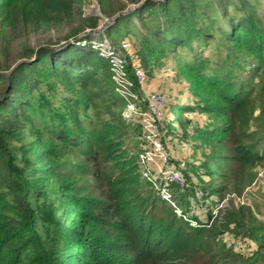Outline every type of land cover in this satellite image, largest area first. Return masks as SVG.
<instances>
[{"label": "trees", "instance_id": "trees-1", "mask_svg": "<svg viewBox=\"0 0 264 264\" xmlns=\"http://www.w3.org/2000/svg\"><path fill=\"white\" fill-rule=\"evenodd\" d=\"M102 1V16H86L83 0H0V264H184L207 253L227 254L217 264H264V226L249 207L226 209L222 223L218 217L202 223L179 207L178 214L140 174L144 129L124 116L134 96L118 93L112 60L121 62L139 102L147 89L141 90L136 70H151L172 55L196 103L174 108L180 127L172 124L171 136L181 128L183 139L210 146L185 167L195 170L212 200L224 199L251 183L253 169L264 164L259 0ZM78 16L81 25L66 39L95 31L103 17L111 20L99 35L87 33L59 48L32 49L26 39L19 43L23 59L11 65L19 34L69 28ZM124 36L134 44L125 39L118 46ZM102 40L113 55L103 54ZM201 46L213 47L219 60L210 62ZM243 62L252 69L239 70ZM248 75L250 83L233 82ZM186 110L206 114L211 123L196 126L181 115ZM195 195L204 208L208 198L202 203ZM226 232L250 239L257 250L250 257L228 253L215 240Z\"/></svg>", "mask_w": 264, "mask_h": 264}, {"label": "rangeland", "instance_id": "rangeland-1", "mask_svg": "<svg viewBox=\"0 0 264 264\" xmlns=\"http://www.w3.org/2000/svg\"><path fill=\"white\" fill-rule=\"evenodd\" d=\"M100 1L101 0H83L84 15L102 16L100 10V4H99ZM259 2L261 4L260 16H262V11L264 13V0H259ZM102 5L103 6L105 5L104 0L102 1ZM129 8L131 9L133 7L130 6ZM110 20L111 19L109 18L103 17L102 22L99 24V27L95 31H91L90 28H85L86 29L85 32L82 31L78 35L70 37L69 39L66 38L68 33L71 31V29L79 27L81 25L82 21L79 16L72 26H70L69 28L66 27L62 30H53L52 32H47V33H43V32L33 33V31H30L27 36L25 31L23 35L19 34V37L16 39L13 48V55H12L13 63H11V65L13 64L12 66L14 67L16 66L15 64L17 62L23 59L21 56L23 55L24 49L20 47L19 43L22 41L26 42V39L28 40L32 49H37L39 46H50L54 48H59L60 46L64 45L67 42V40L68 42L69 41L71 42L74 39H79V40L84 39L87 33H89L91 37L94 35H99V32L101 33L103 31V29L106 27L107 23H109ZM125 39L130 40L134 44L133 38L124 36L119 39L117 43L118 46L120 45V43L126 44V42H124ZM94 41H96V39ZM100 43L104 44L103 45L104 47L105 45L110 46L109 42L106 40H102ZM195 44L197 45L198 43ZM199 48H202V46ZM202 50L204 52L203 56L208 58L210 62L215 63L219 60L218 55L215 56V50L213 47H204L202 48ZM195 51H197V49ZM130 53L131 50L130 48H128L127 54L130 55V57H132L133 64L138 68L142 67L140 59L136 57L134 53L133 54ZM223 55L224 53L222 54V56ZM189 56L193 57L194 55L190 53ZM2 58H4V56H1V59ZM118 63H120V61H118ZM256 65L257 63H255L253 67H256ZM244 69H252V65L248 62H243L239 70L243 71ZM141 71L144 74L143 76L145 78L141 83V85H143V88L141 86V90L144 89L146 91L147 89V91L143 94L142 98L139 99V102H136L138 96L134 92V87L128 86L129 85L128 76H125L124 73L122 74L121 73L122 71L116 70L115 82L117 84H124L127 87V88L119 87L120 92L117 91L118 93H120L121 95L130 94L134 96L133 98H131L133 100V102L131 103L135 107L134 110H136V114L132 116V120L136 126L142 127L143 129H144V123H143L144 114L146 112H149V104L150 101L152 100V96H160L163 97L164 99V103L160 110V115L157 113L152 116L157 118V120L159 121V126L161 130L160 138L164 141L165 149L170 158L169 161L165 164L159 163L157 165H151L149 169L152 175L154 176V181L150 182L147 179L145 180L152 184V186L155 188L156 191L159 192L162 198L163 196H167L171 198L170 199L171 201L168 202L171 205L174 204L176 206V209L177 207H179L178 209L179 210L181 209L184 212L185 217L187 218L189 217L195 220L197 218V220L199 219L200 221H202V223L212 224V221L218 217L217 218L218 221L222 223L224 217V211L226 209H229L234 206L235 207L246 206L250 208L253 216L257 220V224L264 226V164H261L259 167L253 169V174H254L253 181L251 183H247L240 186L239 192L237 191L227 194L224 199H221V197L218 195L216 196V198H214V200H212V197H210L211 195H208V193L210 192H208L207 190L206 192L204 190L206 189L207 185H203L200 182V178L195 174V170L193 168L186 169L187 167L186 164L194 163L195 161H198L199 157H202V155L204 156L207 153H209L210 146L207 145L206 147H202L200 146L201 145L200 142L193 143V139L191 140V138L183 139L182 138L183 135H181L182 133L181 128L177 130L179 134L176 137L171 136L173 129L172 126H174V128L176 127V129L180 127V123L177 122V120H174L176 119L177 116L180 115V112L178 111L177 115L171 116V113L173 112L174 108L177 107L181 109L185 106L194 107V104L196 103V99L190 90L191 81L189 82L184 76H182L183 74L181 73V71H179V65L176 66L172 60V55L163 57L161 59V62L159 64H156L153 68H151V70H148L146 72L143 70ZM120 76L122 79L120 78ZM248 79H250V75L245 76L244 78L237 76L236 78L233 79V82L238 84L239 81H243V83H248L249 82ZM1 86L2 85H0V93L2 91ZM144 100L148 101L147 110H144L145 108V103L143 102ZM258 113L259 110L257 111V114ZM181 115L184 118L193 121L196 124V126L203 127L211 123L209 117L206 114H203L197 110H193V111L186 110ZM168 127L170 128V135H168L166 139L165 135L166 132L168 131ZM194 127L195 126H193V128L192 127L189 128L190 133H193ZM143 133L139 138L140 141L139 148L141 149V144H143V139H144L145 143L143 145V150L145 148L150 150V145L148 142L145 141V136L143 135ZM189 143L190 145H188ZM202 152L205 154H202ZM204 159L202 161H204ZM182 162L185 163L186 167L185 166L180 167L178 165V164L181 165ZM169 169L171 170L177 169L178 172L181 173L183 178V184L181 185L178 184L177 186H175L166 182L165 174ZM199 174L204 181L208 182L210 180V177L208 175L202 174L201 172ZM84 179L89 181L90 177L85 176ZM178 186L179 188H181V190L178 188ZM165 191L168 192V195H165ZM194 193L197 194V198L200 199L202 203L204 202L203 198L205 197L208 198L206 200L207 205L205 204V202L203 203L205 205L204 208L202 206L197 207L198 205L196 204V198H191L194 196L196 197ZM182 194L190 197L189 198L190 202L189 200H187V196L186 197L182 196ZM180 196L184 197V199L183 198L181 199ZM210 212L213 213V217L211 218V220L209 216ZM210 225L209 227H207V229L210 228ZM230 227L233 230L235 229L233 225ZM236 232L241 233L240 230H236ZM215 240L216 242L218 241L219 243H224L225 249L226 251H228V253L233 252L236 255H240L244 257H247V255H249V257L252 256L251 254L257 250L256 243L250 241V239L248 238L234 237V235L231 232H226L222 235H219L215 238ZM213 255H214L213 253H207L205 255L201 254V256H194L187 259V261H185L184 264H217L227 254L217 258H214ZM232 258L236 260L238 259L237 256H232ZM233 264H240V263L236 262Z\"/></svg>", "mask_w": 264, "mask_h": 264}, {"label": "built area", "instance_id": "built-area-1", "mask_svg": "<svg viewBox=\"0 0 264 264\" xmlns=\"http://www.w3.org/2000/svg\"><path fill=\"white\" fill-rule=\"evenodd\" d=\"M101 48H102V52L104 55H108V56L113 55L112 52L107 53V50L105 49L104 46H101ZM112 60L114 62L115 69L122 71L121 62L118 63L119 60L116 59L115 57H113ZM121 73L123 74L124 72L122 71ZM143 75L144 74L142 73L140 69L136 70V77L140 84L145 79ZM114 80H115V76H114ZM118 86L127 88L124 84H118ZM128 86H131L130 82ZM117 90L120 92L119 88ZM124 96H132V95L125 94ZM163 103H164L163 97L152 96V100L150 101V104H149V112H146L144 114V119H143L145 141L149 143L150 150L145 148L139 154L137 160H138L139 165L142 166L141 175L143 176V178L145 177V179H147L150 182L154 181V176L150 172L149 167L151 165H157L159 163L165 164L169 161V158H170L165 149L164 141L160 138L161 130L159 126V121L157 120V118L152 116L157 113L160 115V110L162 108ZM134 108L135 107L132 103L128 104L127 110L124 112V116L125 117L134 116V114H136V110H134ZM182 166L183 167L185 166L184 162H182V164L180 165V167ZM165 175H166L167 183L176 184V185L183 184L182 175L180 172H178L177 169H174V170L169 169ZM165 195H168V192L165 191ZM163 198L168 201H171L170 200L171 198L167 196H163ZM172 205L175 206L174 204Z\"/></svg>", "mask_w": 264, "mask_h": 264}, {"label": "clouds", "instance_id": "clouds-1", "mask_svg": "<svg viewBox=\"0 0 264 264\" xmlns=\"http://www.w3.org/2000/svg\"><path fill=\"white\" fill-rule=\"evenodd\" d=\"M164 145H165V143H164ZM140 174H141V172H140ZM163 199H164V198H163ZM167 201H168V200H167ZM173 207H175V208H176V206H173ZM177 213H178V214H180L181 212L178 210V211H177ZM192 224H193V225H196V223H195V222H192Z\"/></svg>", "mask_w": 264, "mask_h": 264}, {"label": "water", "instance_id": "water-1", "mask_svg": "<svg viewBox=\"0 0 264 264\" xmlns=\"http://www.w3.org/2000/svg\"><path fill=\"white\" fill-rule=\"evenodd\" d=\"M144 1H142L141 3H143ZM120 14L116 15L115 17H113V21L119 16Z\"/></svg>", "mask_w": 264, "mask_h": 264}]
</instances>
